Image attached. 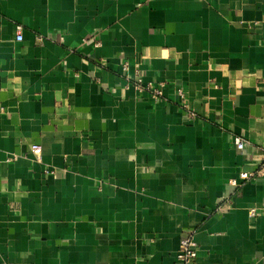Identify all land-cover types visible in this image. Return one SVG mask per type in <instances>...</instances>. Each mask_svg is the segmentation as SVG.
<instances>
[{
    "label": "crops",
    "instance_id": "obj_1",
    "mask_svg": "<svg viewBox=\"0 0 264 264\" xmlns=\"http://www.w3.org/2000/svg\"><path fill=\"white\" fill-rule=\"evenodd\" d=\"M263 154L264 0H0V264H264Z\"/></svg>",
    "mask_w": 264,
    "mask_h": 264
},
{
    "label": "built area",
    "instance_id": "obj_2",
    "mask_svg": "<svg viewBox=\"0 0 264 264\" xmlns=\"http://www.w3.org/2000/svg\"><path fill=\"white\" fill-rule=\"evenodd\" d=\"M15 40L16 41H22V33L21 31H19L16 35H15ZM36 40L42 44L44 41V38L42 36H36ZM125 68V66H124ZM161 86H163L161 83L158 87H151V95L152 97L156 98L158 96H160L162 94L161 91ZM144 87H142L141 85H136V89L139 92H143ZM145 89H150V85L145 87ZM177 95L179 96V98H181L182 100L184 99V93L183 90L181 88L177 89ZM181 107L182 108H187L188 105L185 102L181 103ZM191 116L192 113H189ZM233 143L234 145L237 147V149H243L244 145H245V141L244 139L240 138V137H234L233 138ZM31 149L33 152H39L41 150L40 145H32ZM38 154L36 155V158H38ZM52 171L49 169L45 170V173H51ZM264 176V154L262 156V158H260L257 162H256V166L253 170L250 171H240L238 173L237 178H231L227 180V185L229 187H240L245 181L248 180H254V179H258L260 177ZM230 195V194H229ZM229 195H226V198H229ZM248 215L249 217L253 218L256 216H261L264 217V205L262 207H252L248 209ZM197 252H198V245L197 242L193 236V232L191 231H187V233L181 237L180 241H179V247L176 253V258L177 260L180 262V264H196V258H197Z\"/></svg>",
    "mask_w": 264,
    "mask_h": 264
}]
</instances>
